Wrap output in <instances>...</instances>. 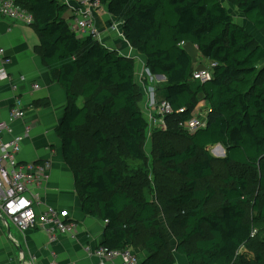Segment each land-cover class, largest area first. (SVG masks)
I'll return each mask as SVG.
<instances>
[{
  "label": "trees",
  "instance_id": "trees-1",
  "mask_svg": "<svg viewBox=\"0 0 264 264\" xmlns=\"http://www.w3.org/2000/svg\"><path fill=\"white\" fill-rule=\"evenodd\" d=\"M226 1L264 36V0ZM100 2L122 22L126 41L146 58L151 76L166 79L155 92L156 103L167 102L173 110L167 130L154 134L165 172L154 178L158 204L139 192L148 183L144 146L150 125L140 106L134 60L93 36L79 39L60 0H20L34 17L38 52L68 96L56 134L83 213L108 221L102 246L142 248L148 257L140 264H177L175 254L188 264H264V47L221 0ZM189 46L209 66L217 65L210 81L193 79L196 62ZM200 96L209 105L207 125L189 134L184 124ZM178 139L184 144L173 143ZM216 146L225 148V158L210 154ZM232 165L257 175L227 173L220 185L215 168ZM168 174L175 175L176 189L165 196L162 186L172 183ZM218 196L219 208L211 209Z\"/></svg>",
  "mask_w": 264,
  "mask_h": 264
},
{
  "label": "crops",
  "instance_id": "crops-1",
  "mask_svg": "<svg viewBox=\"0 0 264 264\" xmlns=\"http://www.w3.org/2000/svg\"><path fill=\"white\" fill-rule=\"evenodd\" d=\"M60 1L68 6L66 18L71 20L78 7L76 0ZM221 1L226 7L231 6L237 11V8L226 0ZM94 24L100 33L97 41L119 56L138 60L141 68L142 65L146 68V58L128 44L122 30V22L111 16L107 7L103 6L100 12L95 13ZM238 24L264 47V36L242 14ZM113 25H120V31H112ZM39 46L40 37L35 27L0 17V49H4L6 56L12 61L7 67L12 82L0 84L1 116L3 120L8 119L12 99L15 96L11 88L14 84L18 87L16 95L22 97L31 107L27 120L13 125L15 134H24L27 123H35L32 133L23 144L20 161L22 163L47 160L52 162L50 179L42 191V207L50 206L60 210L66 214L67 219L78 223L79 228L74 235H62L56 240H50L39 230L22 233L13 225L7 226L0 221V264H97L98 260L91 257L85 248L89 246L95 250L102 246L108 223L86 216L82 211L73 174L64 161L62 142L56 134V129L61 124L67 108L68 96L52 77L49 67L38 52ZM188 50L195 59V69L209 66V61L200 55L196 46H189ZM21 76H24L26 81L22 82ZM152 77L166 84V79ZM33 84L40 85V90L30 95ZM150 91L154 93L157 89L151 88ZM200 99L194 112L195 117L201 114V106L207 107V113L209 111L208 103L201 96ZM42 103H47V106H41ZM83 104L77 103L79 107ZM207 113L200 116L206 119ZM4 140L8 141L9 137L5 136ZM171 247L172 249L176 247V242L173 240ZM137 252L141 255L142 261L148 257V253L142 248V253L138 250ZM175 258L177 264H188L183 256L178 255Z\"/></svg>",
  "mask_w": 264,
  "mask_h": 264
},
{
  "label": "built area",
  "instance_id": "built-area-1",
  "mask_svg": "<svg viewBox=\"0 0 264 264\" xmlns=\"http://www.w3.org/2000/svg\"><path fill=\"white\" fill-rule=\"evenodd\" d=\"M76 3L78 7L71 21L72 29L79 39L89 35L94 39L99 38L100 33L95 27L94 15L103 9L102 3L100 0H76ZM0 17L26 26L34 24L32 13L20 3V0H0ZM111 30L120 31V25L111 26ZM11 62L6 56V51L0 49V84L12 82V77L7 71ZM216 66L211 64L196 69L193 79L200 83L210 81ZM20 80L24 82L26 78L21 76ZM11 88L15 96L7 120L2 119L0 103V221L7 226L13 225L22 233L39 230L50 240H56L62 235H74L78 231V223L70 221L66 214L54 207H42V191L50 179L52 162L50 160L29 163L20 161L23 144L32 133L35 123H27L24 134H15L13 125L27 120L31 107L22 97L16 95L18 91L16 85L12 84ZM38 90L40 85L33 84L30 95ZM151 106L153 110L148 114L150 132L156 127L161 131L167 130L166 118L173 114L171 106L167 102L158 105L155 101V91L152 93ZM205 127L206 119L202 117L193 116L184 124V129L189 134H194ZM5 136L9 137L8 141L4 140ZM85 249L91 257L98 260L97 264H140L142 261L141 255L131 247L111 249L101 246L92 250L88 246Z\"/></svg>",
  "mask_w": 264,
  "mask_h": 264
},
{
  "label": "rangeland",
  "instance_id": "rangeland-1",
  "mask_svg": "<svg viewBox=\"0 0 264 264\" xmlns=\"http://www.w3.org/2000/svg\"><path fill=\"white\" fill-rule=\"evenodd\" d=\"M227 8L229 9V11L231 12V14L233 15L234 19L236 20V22H240L241 19V14L239 12H237L234 8H232L231 6H227ZM264 34V32H263ZM199 61V59H197ZM135 64H136V80L138 83V86L140 88L141 91V110L144 113L146 119L148 120V123H150V120L148 118V114L149 111H152V106H151V101H152V93L153 91H150L151 88H163L165 84H162V82H160L159 80H157L156 78H153L151 75H149V73L147 72V69L142 65V68L139 64L138 60H134ZM79 105L83 104V100L79 99L78 102ZM200 115H206L207 113V107L206 106H201L200 108ZM200 115H196V117L201 118L202 116ZM172 125V123L170 124V126ZM155 129V128H153ZM157 130H154L152 132L147 133V140L144 146V150L145 153L147 155V164L144 167V170L147 171V175H148V183L145 185H139V192H140V196L143 200H149L152 201L155 204H158L157 199H156V192L154 190V178H155V174L157 172H161V173H165L164 170L161 171L160 165L157 162L158 159V155L156 152V148H155V140H154V134L157 133V131L159 130L156 127ZM183 140H173V143L175 144H184V142H182ZM220 146H216L213 147L209 150L210 154L216 158L222 159L223 156L221 155V149H219ZM222 148L225 151V148L222 146ZM226 156V154H225ZM123 172L127 177H133L134 173L130 170V169H124L123 168ZM227 173L233 174V175H242V174H247L250 176H256L257 173L254 170H249L247 168L244 167H240V166H236V165H232L229 167L228 170H225L222 166H218L215 168V175L217 177L218 183L220 185H222V181L223 179H225ZM169 177H171L172 179V183L168 184V185H163L162 186V194L165 196H169L175 189H176V185H175V180L176 177L175 175L172 174H168ZM165 182V181H164ZM220 202H221V198L218 196L216 197L213 202L210 205L211 209H218L220 206ZM160 222L163 226V228L165 229V232L170 236V238L175 242V240L173 239V236L171 234V232L169 231V229L167 228V224L165 221V213L164 211H162V209H160ZM257 232V231H256ZM264 237V234H261V238ZM140 253L141 252V248L137 249ZM262 251H264V249H261ZM246 250H243V252ZM260 249L257 248L255 250H253L252 254L253 256L256 255L257 252H259ZM175 257H178L177 254H175ZM179 263V260H178Z\"/></svg>",
  "mask_w": 264,
  "mask_h": 264
},
{
  "label": "water",
  "instance_id": "water-1",
  "mask_svg": "<svg viewBox=\"0 0 264 264\" xmlns=\"http://www.w3.org/2000/svg\"><path fill=\"white\" fill-rule=\"evenodd\" d=\"M122 29H123V24H122ZM147 71H148V70H147ZM148 73L150 74L149 71H148ZM157 78L165 79L164 76H157ZM206 125H207V123H206ZM220 148L223 150L222 156H223V158H225L226 151H224V149L222 148V146H220Z\"/></svg>",
  "mask_w": 264,
  "mask_h": 264
},
{
  "label": "bare ground",
  "instance_id": "bare-ground-1",
  "mask_svg": "<svg viewBox=\"0 0 264 264\" xmlns=\"http://www.w3.org/2000/svg\"><path fill=\"white\" fill-rule=\"evenodd\" d=\"M219 149H221L220 147H219ZM221 153H223V150L221 149ZM222 155V154H221Z\"/></svg>",
  "mask_w": 264,
  "mask_h": 264
}]
</instances>
